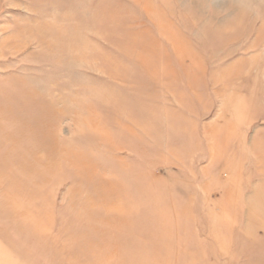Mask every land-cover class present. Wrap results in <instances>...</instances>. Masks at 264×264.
<instances>
[{
  "label": "rangeland",
  "instance_id": "obj_1",
  "mask_svg": "<svg viewBox=\"0 0 264 264\" xmlns=\"http://www.w3.org/2000/svg\"><path fill=\"white\" fill-rule=\"evenodd\" d=\"M0 264H264V0H0Z\"/></svg>",
  "mask_w": 264,
  "mask_h": 264
}]
</instances>
